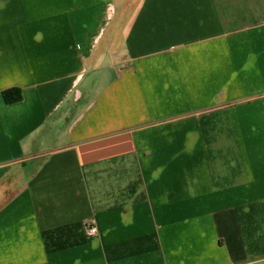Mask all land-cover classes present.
Here are the masks:
<instances>
[{
    "label": "crops",
    "instance_id": "1",
    "mask_svg": "<svg viewBox=\"0 0 264 264\" xmlns=\"http://www.w3.org/2000/svg\"><path fill=\"white\" fill-rule=\"evenodd\" d=\"M0 264H264V0H0Z\"/></svg>",
    "mask_w": 264,
    "mask_h": 264
},
{
    "label": "trees",
    "instance_id": "2",
    "mask_svg": "<svg viewBox=\"0 0 264 264\" xmlns=\"http://www.w3.org/2000/svg\"><path fill=\"white\" fill-rule=\"evenodd\" d=\"M4 100L8 104L20 102L23 99L22 91L18 88H11L3 91Z\"/></svg>",
    "mask_w": 264,
    "mask_h": 264
},
{
    "label": "built area",
    "instance_id": "3",
    "mask_svg": "<svg viewBox=\"0 0 264 264\" xmlns=\"http://www.w3.org/2000/svg\"><path fill=\"white\" fill-rule=\"evenodd\" d=\"M98 234V229L96 227H88V235L95 236Z\"/></svg>",
    "mask_w": 264,
    "mask_h": 264
}]
</instances>
